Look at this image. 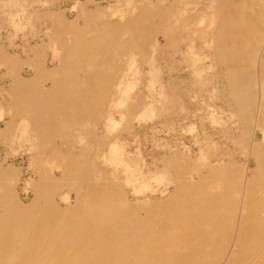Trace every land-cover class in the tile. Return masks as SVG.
I'll return each mask as SVG.
<instances>
[{
    "label": "bare ground",
    "instance_id": "obj_1",
    "mask_svg": "<svg viewBox=\"0 0 264 264\" xmlns=\"http://www.w3.org/2000/svg\"><path fill=\"white\" fill-rule=\"evenodd\" d=\"M0 19V144L25 155L0 154V264H264V0H0ZM173 113L199 123L188 144L148 136Z\"/></svg>",
    "mask_w": 264,
    "mask_h": 264
},
{
    "label": "rangeland",
    "instance_id": "obj_2",
    "mask_svg": "<svg viewBox=\"0 0 264 264\" xmlns=\"http://www.w3.org/2000/svg\"><path fill=\"white\" fill-rule=\"evenodd\" d=\"M1 22H2V20L0 19V42L1 43H3V44H8V42H9V39H10V36L14 33V32H12V29L11 30H9V28H6L4 25H2L1 24ZM24 31H21V32H15L16 34L18 33V37L16 36L15 37V45H17V44H20V40H22V36H23V33ZM27 33V36L29 35L28 34V32H26ZM14 41V40H13ZM0 43V44H1ZM0 71H1V69H0ZM177 112V111H176ZM175 112V113H176ZM179 112V111H178ZM175 113H173L172 115H173V119L175 118V116L174 115H176ZM179 114H180V112H179ZM172 115L170 116L169 115V118H171L170 120H168L169 122H167V124L169 123V125L171 124L170 122H171V120H172ZM178 115V114H177ZM176 115V116H177ZM178 117V116H177ZM177 117H176V119H177ZM1 119V118H0ZM165 119H167V117H163L162 119H161V117H160V115L159 114H153V115H149V117H147L146 119H142V121L143 120H145L147 123L146 124H144V127H145V125H151V123H153L154 125H156V124H158V125H156V130H157V133H156V131H154V130H151V132L148 130V129H146V128H144V127H142V128H140V129H142V131H145V129H146V131L148 132V136L150 137V136H152V134H153V136L156 138V137H158L160 140H159V142H164V138H165V140H169V141H171V139H174L173 137H175V139H179V141L178 142H180L181 144H188L189 143V141H190V139H191V136L193 135V133L197 136L198 135V133L199 132H197V131H199L200 130V128H199V125H197V123H198V121H196V123L193 121V120H190V122H188V121H186L187 122V124H186V122H184V121H182V122H180L179 123V121H181V119H179V117H178V120L176 121V119H174V120H172V123H173V121H174V123L173 124H175V123H177V128H176V124L173 126V128L175 127L176 128V132H175V128L173 129V131L174 132H172V129H169V127L167 128V126H166V122H162L163 120H165ZM189 120V119H188ZM142 121H140V122H142ZM144 122V121H143ZM142 122V123H143ZM157 122V123H156ZM183 122H184V126L185 127H181L180 125L182 124V126H183ZM193 122V123H192ZM178 123H179V126H178ZM189 123V124H188ZM152 124V125H153ZM199 124V123H198ZM159 127V128H158ZM166 127V128H165ZM160 128H162V131H160L161 129ZM160 132H159V131ZM168 130H170V131H168ZM179 131V132H178ZM155 132V133H154ZM181 132V133H180ZM152 133V134H151ZM156 134V135H155ZM157 134H159V135H157ZM174 134V135H173ZM176 135V136H175ZM180 135V136H179ZM181 135H182V137H181ZM188 135V136H187ZM178 136V137H177ZM187 136V137H186ZM190 136V137H189ZM149 137H147V138H149ZM170 137V138H169ZM172 137V138H171ZM183 137H185V138H183ZM151 138V137H150ZM150 138H149V140H150ZM169 138V139H168ZM182 138V139H181ZM188 138V139H187ZM157 139V138H156ZM174 139V140H175ZM186 140V141H185ZM158 141V140H157ZM150 143H148V142H146L145 144H143V146H141L142 147V152H143V154L145 155V154H148V153H150V152H153V150L155 149V147H154V145L152 144V141H149ZM186 142V143H185ZM179 143V144H180ZM4 145H2L1 146V144H0V154H5V153H2V152H6V153H8V156H9V154L11 155V156H9L10 158H12V159H19L20 157H23V156H25L24 155V153H23V149H21L22 151H20L19 150V148L18 149H16L17 147H11L10 149L7 147V146H5V149L4 148H1V147H3ZM154 148H153V147ZM13 148H15V149H13ZM22 148V147H21ZM8 149V150H7ZM5 150V151H4ZM12 150H16V151H12ZM18 150H19V152H21V153H23V154H19V152H18ZM9 151H10V153H9ZM13 154H15V155H19L18 157H16L15 155H13ZM13 156V157H12ZM15 157V158H14ZM9 158V159H10ZM148 158V157H147ZM242 161V160H241ZM26 166V165H25Z\"/></svg>",
    "mask_w": 264,
    "mask_h": 264
}]
</instances>
